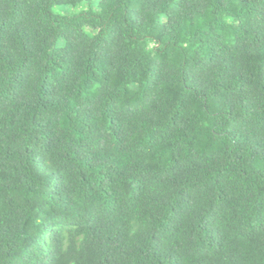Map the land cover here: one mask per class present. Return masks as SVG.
Here are the masks:
<instances>
[{
    "label": "trees",
    "instance_id": "16d2710c",
    "mask_svg": "<svg viewBox=\"0 0 264 264\" xmlns=\"http://www.w3.org/2000/svg\"><path fill=\"white\" fill-rule=\"evenodd\" d=\"M92 263L264 264V0H0V264Z\"/></svg>",
    "mask_w": 264,
    "mask_h": 264
},
{
    "label": "clouds",
    "instance_id": "9594fccd",
    "mask_svg": "<svg viewBox=\"0 0 264 264\" xmlns=\"http://www.w3.org/2000/svg\"><path fill=\"white\" fill-rule=\"evenodd\" d=\"M106 217H109V215L107 214V216ZM93 264V263H92Z\"/></svg>",
    "mask_w": 264,
    "mask_h": 264
}]
</instances>
